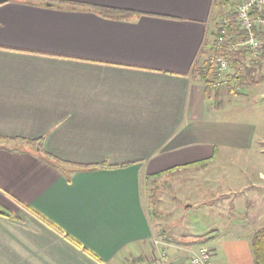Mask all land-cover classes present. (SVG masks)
Returning a JSON list of instances; mask_svg holds the SVG:
<instances>
[{
	"label": "crops",
	"instance_id": "0c3cea01",
	"mask_svg": "<svg viewBox=\"0 0 264 264\" xmlns=\"http://www.w3.org/2000/svg\"><path fill=\"white\" fill-rule=\"evenodd\" d=\"M226 6L0 4V209L10 214L0 213V264H136L161 254L191 264L189 241L157 239L146 178L206 168L257 131L221 117L223 104L196 71ZM248 207L262 218L264 196Z\"/></svg>",
	"mask_w": 264,
	"mask_h": 264
},
{
	"label": "rangeland",
	"instance_id": "374dc122",
	"mask_svg": "<svg viewBox=\"0 0 264 264\" xmlns=\"http://www.w3.org/2000/svg\"><path fill=\"white\" fill-rule=\"evenodd\" d=\"M237 1L229 0L226 11L233 13ZM210 41L212 45V38ZM255 74L257 80L246 84L244 94L223 90L215 97L223 104L221 117L238 125L245 121L256 126L252 141L239 149L222 148L206 168L158 178L152 185L153 198L146 188L145 204L157 239L167 236L177 244L189 241L190 249L185 255L190 263L193 250L201 244L212 248L218 264L225 260L233 264H247L250 260L253 263L252 236L264 226V216H248L253 196H264V56ZM211 99L213 104L215 99ZM190 202L195 207L186 209ZM246 209L249 212L245 214ZM206 235L207 240L201 243Z\"/></svg>",
	"mask_w": 264,
	"mask_h": 264
},
{
	"label": "built area",
	"instance_id": "2783aa9c",
	"mask_svg": "<svg viewBox=\"0 0 264 264\" xmlns=\"http://www.w3.org/2000/svg\"><path fill=\"white\" fill-rule=\"evenodd\" d=\"M233 13H225L214 30L212 31V45L219 48L225 47L223 53L211 57V77H218L214 81V87L225 84V76L231 71L234 54L247 48L248 54L245 58L244 67L251 68L264 52V0H238L233 6ZM254 12L256 15L254 16ZM240 28L248 33L246 38L232 41L234 36L230 29ZM246 84L237 82L236 89L243 91ZM191 264H216L213 258V250L206 244H202L193 250ZM136 264H172L166 254L150 256Z\"/></svg>",
	"mask_w": 264,
	"mask_h": 264
},
{
	"label": "trees",
	"instance_id": "16d2710c",
	"mask_svg": "<svg viewBox=\"0 0 264 264\" xmlns=\"http://www.w3.org/2000/svg\"><path fill=\"white\" fill-rule=\"evenodd\" d=\"M8 1V0H7ZM6 2V1H5ZM4 3V2H2ZM230 3L229 0H215V4L216 5H223V4H228ZM1 4V3H0ZM97 10L99 11L100 14L105 15L107 17H125V15L129 14L128 11H124V10H120V9H113V8H106V7H97ZM254 16L256 15V12H254L253 14ZM264 15V13H263ZM231 33L234 36L232 41H237L240 38H246L248 33L246 31L241 30L240 28L237 29H233L231 27L230 29ZM208 45V43L206 42L202 53L205 52V47ZM225 51V47L219 48L218 46L211 45L209 52L210 55L204 59L202 61L201 64H199L196 67V71L198 72L200 78L203 80L204 84H205V89L207 92V95H211L214 93L215 97L218 96L219 94H221V92L223 90H226L228 93L230 94H235V95H242L244 94L242 91H238L236 89V84L237 82L243 83V84H247L248 82H255L256 79V70L257 67L259 66L260 60L263 58L264 56V52L262 54V56L256 60L253 63V66L251 68H245L244 67V60L248 54V49L244 48L241 51H237L234 54V59H233V64H232V69L231 71H229L226 76H225V80L226 83L225 84H221L219 87H214L213 83L215 80L218 79V77L212 78L211 77V57L213 55H217L220 53H223ZM194 70V68H193ZM215 101H217V99L215 98ZM218 103H222V101H218ZM31 143V141H30ZM49 157H52L51 155H48ZM207 161L201 162L200 164H205ZM107 165L105 164H99V167H105ZM96 167V166H95ZM178 167L169 169L168 171H163L160 173H156L154 175H149L146 178V185H147V189L149 190V192H151V198H153L154 194H153V183H155L157 181V179L162 176L165 173H170L173 172L174 170H176ZM0 213L4 214V215H10L7 211H5L4 209H0ZM207 240V235L203 238L200 239V241L202 243H204ZM252 251H253V264H264V226L259 228L252 236Z\"/></svg>",
	"mask_w": 264,
	"mask_h": 264
},
{
	"label": "water",
	"instance_id": "95a60500",
	"mask_svg": "<svg viewBox=\"0 0 264 264\" xmlns=\"http://www.w3.org/2000/svg\"><path fill=\"white\" fill-rule=\"evenodd\" d=\"M5 1H7V0H0V3L5 2Z\"/></svg>",
	"mask_w": 264,
	"mask_h": 264
}]
</instances>
